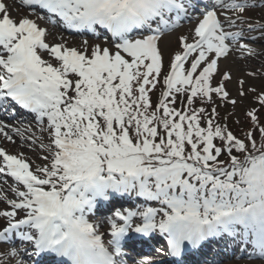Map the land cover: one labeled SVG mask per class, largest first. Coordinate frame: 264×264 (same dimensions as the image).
<instances>
[{
	"label": "snow or ice",
	"instance_id": "1",
	"mask_svg": "<svg viewBox=\"0 0 264 264\" xmlns=\"http://www.w3.org/2000/svg\"><path fill=\"white\" fill-rule=\"evenodd\" d=\"M18 5L37 19L44 18L37 13L42 10L51 24L58 19L74 32L106 29L116 43L110 48L85 40L69 47L62 37L46 42L48 28L29 16L14 18L7 0H0V111L13 118L14 106L34 113L50 141L40 145L46 163L34 169L23 154L0 148V175L15 182L10 186L15 198L0 190V203L7 205L0 210V242L15 237L31 246L23 256L16 246L7 247L0 264H30L32 257L126 264L124 248L134 247L133 234L155 233L167 239V250L156 251L178 258L176 264H183L179 258L189 249L227 238L251 245L249 259L253 254L264 259V91L245 90L239 81V97L253 93L256 105L245 112L250 127L243 138L221 123L217 107V101L238 103L226 87L232 75L221 72L219 62L242 32L226 31L225 23H247L245 13L258 5L248 0H18ZM227 12L235 19L222 21ZM193 16L191 42L186 35L177 38L181 51L165 71L162 36ZM238 50L256 54L247 44ZM197 101L203 106L194 107ZM6 128L0 120V134L12 141ZM133 194L160 207L117 208L107 218L105 242L90 214L101 201Z\"/></svg>",
	"mask_w": 264,
	"mask_h": 264
},
{
	"label": "rangeland",
	"instance_id": "2",
	"mask_svg": "<svg viewBox=\"0 0 264 264\" xmlns=\"http://www.w3.org/2000/svg\"><path fill=\"white\" fill-rule=\"evenodd\" d=\"M8 4L11 6L10 11L11 15L14 18L19 19L22 16H29L32 18V15H29V11H24L20 9L21 7L13 3V0H7ZM258 6L255 8H249L245 13L246 17L248 18V22L240 25L239 22L237 23L236 27H230L226 24V27L230 32H242V36L240 37V41L235 46H230L233 50L230 51L227 58H221L219 64L221 72L228 71L232 75V79L226 82L227 90L230 93L231 98L237 99L238 103L235 107L232 105H220L219 101H217L218 111L220 112V117L223 120V123H226V120L223 119L224 116H231L236 117L239 121L242 120L244 109L245 107H254L256 105L253 104L254 94L248 93V95L244 98L239 97V81L244 80V88L247 90L249 87H254L257 91H264V28H261L260 25L264 24V5L260 4L259 2H255ZM19 8L18 12L17 9ZM228 17L235 19V13L230 12ZM39 24V21L37 20ZM248 23L253 25V29L250 30L248 27ZM191 29H182V26H179L172 32L166 33L162 36L160 41V48L163 53V63L165 71H167L168 66L174 57L175 53L181 51L178 43V37L181 35L189 36V42H191L192 30ZM249 33V34H246ZM85 40H74V39H67L63 40L66 42L67 46L69 47H80L83 45ZM62 42L60 40L53 39L50 43H59ZM90 46H95L96 44H100L102 47H110L114 48L110 44H102L99 42L88 41ZM240 44H247L250 48L254 50L256 53L255 55H242L241 52L238 50ZM46 56V55H44ZM44 59H47L44 57ZM248 73H254V75H248ZM219 80V77L216 78ZM162 83V82H161ZM162 85L159 87V90H156L152 93L153 101L159 96L161 91ZM195 106H203L199 101H197ZM193 105V106H194ZM198 107V108H199ZM209 111L211 110V106H209ZM264 118V117H262ZM241 123H243L241 121ZM244 125V123H243ZM240 131L243 132V128L240 127ZM239 136L243 138V133H240ZM21 140H27L28 143H22V145H14L10 143V141H6L5 148L9 151H12L14 155L23 154V158L30 162L33 169L37 165L45 164L46 161L42 158L47 155V152L41 148V144L48 145L50 143L48 132L42 131L41 129L37 130L32 128V131L29 133H25L24 135H20ZM15 146V147H14ZM14 196V194H13ZM12 199V198H10ZM5 206L6 203L2 204ZM5 251L4 249H0V252ZM222 264H264L260 261H251V260H230L225 261Z\"/></svg>",
	"mask_w": 264,
	"mask_h": 264
},
{
	"label": "trees",
	"instance_id": "3",
	"mask_svg": "<svg viewBox=\"0 0 264 264\" xmlns=\"http://www.w3.org/2000/svg\"><path fill=\"white\" fill-rule=\"evenodd\" d=\"M244 120H245V122H246V126H249V122H247V118H246V116L244 117ZM231 122L234 124V125H233V129H235V130H240V126H241V125L237 124L236 120H233V119H232Z\"/></svg>",
	"mask_w": 264,
	"mask_h": 264
},
{
	"label": "bare ground",
	"instance_id": "4",
	"mask_svg": "<svg viewBox=\"0 0 264 264\" xmlns=\"http://www.w3.org/2000/svg\"><path fill=\"white\" fill-rule=\"evenodd\" d=\"M5 209V206H2V204L0 203V210ZM14 264V262H12Z\"/></svg>",
	"mask_w": 264,
	"mask_h": 264
}]
</instances>
